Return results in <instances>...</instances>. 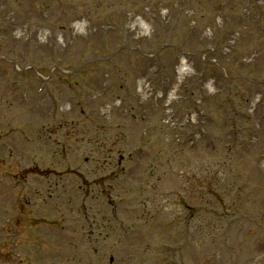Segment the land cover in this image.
<instances>
[{"label": "rangeland", "instance_id": "obj_1", "mask_svg": "<svg viewBox=\"0 0 264 264\" xmlns=\"http://www.w3.org/2000/svg\"><path fill=\"white\" fill-rule=\"evenodd\" d=\"M34 1L37 4L34 5ZM41 1L0 0V57L6 56L16 63L14 68L26 71L19 77L10 63H0V109L4 111L0 114L8 120H14L16 124L24 121L36 128L44 115L42 111V115H38L36 101L33 102L30 97L45 99V88H49L55 98L61 100L59 108L66 109L68 103H73L71 91L74 90V84L64 80L54 82L52 78L48 84H42L34 80V75L45 78L50 72L57 73L58 68L70 72L87 59L110 56L116 47L122 45L127 50H123L121 56L127 61H119L118 66H126L128 69L124 72L130 70L129 75L125 73L127 79L123 80L131 92L127 104L133 107L138 118L134 124L126 126V130L129 129L127 136L130 140H138L139 134L145 129L152 136L146 145L136 142L138 149L133 154L143 152L144 156L137 160L140 165H137L135 174L138 178L139 174L145 176L153 156L156 158L155 163L161 159L160 164L166 165L164 159L169 156V149H173L175 159L172 164H176V171L190 175L186 181L181 177L176 179V185L169 183L174 191H167L169 195L166 200L173 201L176 198L179 201L180 205H173L177 215L172 211L165 212L163 218L159 215L156 220V206L164 200L148 199L146 204L149 206L145 207L147 212L144 210L143 216L139 215L145 218V226L139 230L132 211L120 209L129 222L119 218L113 220L112 212L107 214L103 210H95L105 204V196L101 199L89 197L92 222L89 218L84 225L93 244L86 251L95 249L96 264H160L163 260L169 261L171 250L181 245L185 264H264V163L263 156L260 158L264 155V0H62V3L59 2L61 5L70 6L71 14L68 11L65 15L64 7L55 8L51 0ZM12 3L19 4L12 6ZM36 10L38 13L34 14ZM58 15L60 20L55 21ZM135 17L146 20L147 27H142L143 31L138 24H134L137 22ZM66 19L72 21V31L61 35V28L66 31L68 27ZM80 22L84 23V27L76 31L75 27ZM4 42L5 45H2ZM141 48L151 58L138 56L137 52ZM131 49H134V53L127 52ZM180 49L190 54H200L192 58L194 61L189 73L194 68L198 78L192 81L193 76L184 87L182 94L185 99L182 102L175 101L172 113L164 111L158 102L152 104L154 97L151 100L148 96L146 104L140 103L133 79H137V76L150 77L153 78L150 81L152 86L157 88L164 81V89H168L175 76ZM200 60L205 62L201 64L203 61ZM212 61L217 64L213 65ZM136 63L143 64V68L136 71ZM32 64L35 68L30 70ZM35 69L38 71L34 72ZM81 74L70 80H77L78 86L82 88H91L98 93L105 82L109 84V80L102 75H90L87 71ZM208 79L213 81L204 83ZM37 89H43L42 93L38 95ZM22 93H25L24 98ZM116 93L118 96L120 89L104 97L103 101V97H92L84 91L79 94V100L80 103L88 101L84 107L87 111H94L90 107L96 104L95 112L105 116L110 108H102L103 102H108V99L114 102ZM17 99L21 101L17 102ZM16 105L19 108L15 110ZM139 105L145 111L142 113L145 124H142V117L138 115L141 111H135ZM110 107L120 109L119 116H126L121 108ZM194 109L199 112L195 114ZM49 111L46 110L47 115ZM177 111H181V115L190 111L186 119L176 123L183 125L181 133L175 132V136H184L180 142L174 141V133L167 129L172 126L166 122ZM58 121L57 118L54 122ZM0 122L3 121L0 119ZM235 131L239 132L246 144L243 142L244 147L240 149H229L225 155L221 148L226 143H233L234 136L231 134ZM86 132L83 137L88 135L92 143L84 144L85 156L82 159H86V168L92 166V160L87 157L90 149L95 150L91 152L95 162L110 159L101 155L104 148L99 139L92 138ZM186 134H196L198 146L195 149H190L186 144ZM206 141L212 143L209 144L213 145L211 150L202 149ZM21 151L17 153L20 156L19 164L7 160L12 166L5 169L9 172L18 169L27 175V160H34L29 157L30 154ZM70 152V149L67 150V154ZM35 156L38 154L35 153ZM82 167L83 164L78 163L71 165L70 170L79 172ZM101 167L103 175H106L103 164ZM90 178L88 175L87 179ZM124 187L127 200L131 197L132 201L142 203L143 191L133 189L131 185ZM160 194L159 198L163 192ZM204 202L209 203L207 208ZM188 204L192 208L195 205V210L205 216L230 210L239 219L233 223L229 218H224V224H215L210 217L212 225L209 224L205 232L201 231V225L195 227V224L191 225L189 232L187 222L192 217V211L188 208L183 211L182 207L185 205L186 208ZM200 213L194 215L199 217ZM102 218V222L107 219L103 223L107 227L115 226L118 220L135 231L129 232L124 227L119 232H108L101 237L103 235L100 236L98 231L107 229L100 222ZM172 220L179 222V225H173ZM216 228L221 229V232L214 237L213 230ZM209 229L210 235L207 236ZM192 237L196 240V247L190 243ZM64 252L66 247L62 246L55 255L60 256ZM50 255L54 257V250Z\"/></svg>", "mask_w": 264, "mask_h": 264}]
</instances>
